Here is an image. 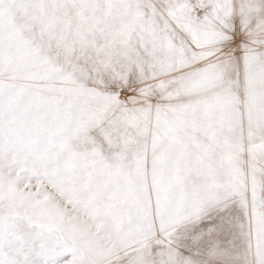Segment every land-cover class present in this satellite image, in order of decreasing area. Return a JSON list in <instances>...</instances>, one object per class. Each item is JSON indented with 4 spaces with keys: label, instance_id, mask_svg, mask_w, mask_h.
Listing matches in <instances>:
<instances>
[{
    "label": "snow or ice",
    "instance_id": "snow-or-ice-1",
    "mask_svg": "<svg viewBox=\"0 0 264 264\" xmlns=\"http://www.w3.org/2000/svg\"><path fill=\"white\" fill-rule=\"evenodd\" d=\"M0 264H264V0H0Z\"/></svg>",
    "mask_w": 264,
    "mask_h": 264
}]
</instances>
